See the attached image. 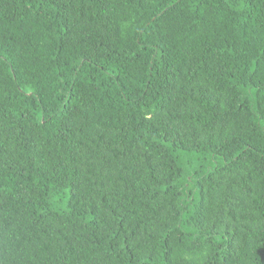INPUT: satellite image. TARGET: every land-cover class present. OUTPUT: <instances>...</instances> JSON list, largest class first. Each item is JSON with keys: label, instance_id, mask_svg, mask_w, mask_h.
<instances>
[{"label": "trees", "instance_id": "trees-1", "mask_svg": "<svg viewBox=\"0 0 264 264\" xmlns=\"http://www.w3.org/2000/svg\"><path fill=\"white\" fill-rule=\"evenodd\" d=\"M0 264H264V0H0Z\"/></svg>", "mask_w": 264, "mask_h": 264}]
</instances>
